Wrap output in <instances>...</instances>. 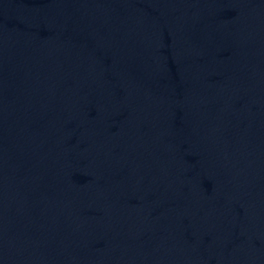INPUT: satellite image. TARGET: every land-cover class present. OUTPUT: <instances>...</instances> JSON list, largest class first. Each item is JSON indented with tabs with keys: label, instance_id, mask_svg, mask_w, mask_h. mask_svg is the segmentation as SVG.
<instances>
[{
	"label": "water",
	"instance_id": "95a60500",
	"mask_svg": "<svg viewBox=\"0 0 264 264\" xmlns=\"http://www.w3.org/2000/svg\"><path fill=\"white\" fill-rule=\"evenodd\" d=\"M0 264H264V0H0Z\"/></svg>",
	"mask_w": 264,
	"mask_h": 264
}]
</instances>
